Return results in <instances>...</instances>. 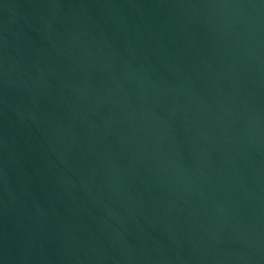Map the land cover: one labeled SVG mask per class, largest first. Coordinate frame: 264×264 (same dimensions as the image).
Returning a JSON list of instances; mask_svg holds the SVG:
<instances>
[{
    "label": "water",
    "instance_id": "95a60500",
    "mask_svg": "<svg viewBox=\"0 0 264 264\" xmlns=\"http://www.w3.org/2000/svg\"><path fill=\"white\" fill-rule=\"evenodd\" d=\"M0 264H264V0H0Z\"/></svg>",
    "mask_w": 264,
    "mask_h": 264
}]
</instances>
